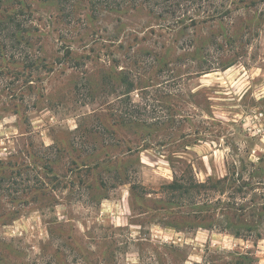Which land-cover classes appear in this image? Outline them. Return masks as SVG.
Masks as SVG:
<instances>
[{
    "label": "rangeland",
    "instance_id": "obj_1",
    "mask_svg": "<svg viewBox=\"0 0 264 264\" xmlns=\"http://www.w3.org/2000/svg\"><path fill=\"white\" fill-rule=\"evenodd\" d=\"M65 1L67 17L60 0L29 2L41 70L8 63L15 73L0 78V161L47 187L0 199V264H222L236 252L264 264V237L179 232L166 212H148L165 207L175 175L264 169V0H194L175 17L161 0L96 11L94 0ZM202 64L216 69L201 74ZM253 182L247 201L263 205L264 174Z\"/></svg>",
    "mask_w": 264,
    "mask_h": 264
},
{
    "label": "trees",
    "instance_id": "obj_2",
    "mask_svg": "<svg viewBox=\"0 0 264 264\" xmlns=\"http://www.w3.org/2000/svg\"><path fill=\"white\" fill-rule=\"evenodd\" d=\"M39 2H50L57 0H38ZM157 1V0H155ZM31 0H0V78L6 77L7 70L3 66H17L19 63L24 65V69L29 71V76L41 70V65L35 60L31 54L32 48L35 46L38 29L33 26V10L30 5ZM94 6L100 2H106L110 9L122 6L125 0H98L93 1ZM116 2L118 4H116ZM185 2H194V0H161L159 4L166 8V13H171L173 17L183 8ZM60 12L69 16L66 12L67 1L60 0ZM199 62L201 60L194 59ZM234 62L219 63V69H229ZM42 66H45L42 65ZM199 73L208 74L213 72L210 65H199ZM16 71V70H15ZM15 71H13L15 73ZM17 74V73H16ZM122 75V86H125V95H130L135 90V83L129 76ZM31 77H27L26 82H30ZM12 86L15 83H11ZM11 87H8V89ZM139 107V106H136ZM132 117H136L132 114ZM139 119V118H138ZM141 121V119H139ZM147 149V148H146ZM140 159V158H139ZM105 162H96L94 165L84 164L82 167L89 169L90 167H102ZM19 166L15 163L0 161V199L6 198L11 204L22 200V195L32 192L44 193L45 184L37 186L29 185L30 168L16 169ZM253 168L250 179L246 180L245 176L250 169ZM48 174L52 173L51 167H46ZM264 169L261 165L254 163H242L240 167L232 164L228 168V174L223 178L209 177L206 182H200L196 179L192 171H186L181 176L175 175L174 180L163 186L166 194L165 207H153L148 212L164 211L169 214L168 219L164 222L166 227H171L177 231L190 230H219L228 232L238 239L256 238L261 240L264 237V204L259 205L257 201H247L248 191L256 192L253 180L262 178ZM116 178L121 179V174L116 171ZM128 181V179H126ZM101 184L105 181L101 179ZM124 185V183H120ZM139 188L132 186L133 197L135 200L141 201L143 195H139ZM144 190V189H143ZM248 190V191H247ZM145 191V194L148 193ZM26 193V194H24ZM45 194V193H44ZM213 194H219L221 198L213 199ZM141 196V197H140ZM241 196L246 198L243 203H238L237 198ZM146 197V196H145ZM134 200V201H135ZM142 202V201H141ZM143 203V202H142ZM27 204V203H21ZM15 218L13 219V221ZM228 260H220L222 264H257L256 259L250 254H242L240 252L229 253L225 255ZM224 259V258H223ZM199 264V263H197ZM204 264H213L205 262Z\"/></svg>",
    "mask_w": 264,
    "mask_h": 264
},
{
    "label": "crops",
    "instance_id": "obj_3",
    "mask_svg": "<svg viewBox=\"0 0 264 264\" xmlns=\"http://www.w3.org/2000/svg\"><path fill=\"white\" fill-rule=\"evenodd\" d=\"M127 196H128V195H127ZM127 196H126V197H124V198L122 197V203H123V201H124L125 203H127V202H128V197H127ZM162 231H163V230H162ZM164 232H166V230H164Z\"/></svg>",
    "mask_w": 264,
    "mask_h": 264
}]
</instances>
